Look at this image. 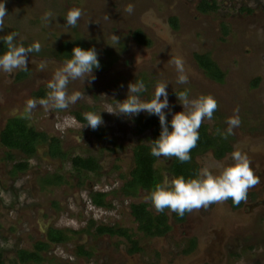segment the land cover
Masks as SVG:
<instances>
[{
  "label": "rangeland",
  "instance_id": "rangeland-1",
  "mask_svg": "<svg viewBox=\"0 0 264 264\" xmlns=\"http://www.w3.org/2000/svg\"><path fill=\"white\" fill-rule=\"evenodd\" d=\"M199 0H3L9 13L0 41L16 33L15 42L25 47L34 42L39 53L29 55L28 69L14 74L0 71V128L8 117H24L34 129L60 141L63 158H50L40 144L26 158L19 151L0 145V249L1 264H264V0H208L214 9H198ZM131 5L133 12L125 9ZM70 8H79L75 27L66 24ZM51 13L50 19H45ZM140 30L146 44L137 43L134 30ZM119 42L113 41V36ZM61 41H79L94 48L101 60L93 69L95 80L70 81L68 93L81 98L66 109L45 108L39 104L47 96L46 82L62 60L52 52ZM207 57L220 70L210 77L194 57ZM47 61L41 71L31 63ZM180 57L188 76L178 84V73L169 61ZM143 81L151 98L154 88L167 82L169 109L165 116L182 111L175 92L187 90L189 98L210 94L218 102L211 120L202 124L212 136L230 145V151L215 158L210 150L195 156L199 170L217 162L232 163L231 152L239 148L251 161L260 183L248 191L247 202L237 209L227 201L188 212L182 222L173 221L165 210L167 231L160 236L144 233L130 214L129 205L138 202L156 214L145 199L144 190L125 191L132 167V148L149 131L136 133L132 119L105 110L115 107L128 93L130 82ZM43 96L38 97L36 92ZM37 105L25 115L26 102ZM163 99V97L161 98ZM117 100V101H116ZM240 125L227 139L229 117L237 114ZM99 113L103 124L98 137L75 114ZM143 113V112H140ZM84 124V126H82ZM82 126V127H81ZM80 137V139H79ZM10 155L11 157H7ZM95 158L96 171H74L70 157ZM26 167L13 174L16 162ZM162 158L155 162L161 166ZM97 200V201H96ZM98 225L120 233H97ZM47 228L58 229L68 238L50 244L42 261L21 262L20 250H32L35 241L45 240ZM137 251L131 252V242ZM191 241L194 246L186 252ZM82 247L89 255L76 253Z\"/></svg>",
  "mask_w": 264,
  "mask_h": 264
},
{
  "label": "clouds",
  "instance_id": "clouds-1",
  "mask_svg": "<svg viewBox=\"0 0 264 264\" xmlns=\"http://www.w3.org/2000/svg\"><path fill=\"white\" fill-rule=\"evenodd\" d=\"M133 10L131 5L125 9L128 13H132ZM8 14L3 0H0V30L5 27V17ZM81 15L79 8H70L65 17L66 24L69 27H75ZM50 18L51 13H48L45 19ZM15 37L16 33H9L3 37L6 50L0 53V71L9 76L17 70L26 71L29 63L28 54L41 51L38 42L25 47L22 43H16ZM119 40L118 36H113L114 42H119ZM31 63L36 64L37 68L43 71L48 62L37 63L36 58L33 57ZM169 63L174 65L178 73L177 83L186 84L188 76L185 72L183 59L172 57ZM94 68H100L96 50L74 46L71 56L65 59L47 80L48 93L46 98L39 100V104L45 108L51 105L55 109H66L70 104H75L81 98V93L73 92L70 95L67 91L69 82L80 81L83 83L86 78L94 81L96 78L93 73ZM146 91L147 88L143 81L130 82L126 98L123 101L116 100V106L105 111L113 115L123 114L127 117L138 115L140 112L158 116L160 133L148 145L151 155L165 159L175 157L181 163L189 162L191 160L190 153L197 146L200 138L199 128L205 119L213 118L214 112L218 109L217 100L210 94H200L190 99L187 90L175 92L183 110L172 113L169 122L164 111L165 109L170 110L167 82L157 84L151 98L142 99L138 94ZM162 97L163 99H161ZM36 105V100L29 99L26 102L25 115H29ZM236 112L237 114L228 118L229 127L226 132H220L217 129V133L225 139L232 134L235 127L240 125L238 110ZM99 113L92 111L83 113L87 126L93 130L103 124ZM169 123L171 130L168 127ZM230 159L232 163L217 162L215 172L212 171L211 166L202 167L193 178L186 179L182 175L164 174L162 181L156 183L147 192L145 199L157 212L169 209L180 216H183L185 212L191 213L200 208H207L211 204L225 203L229 199L236 206H239L241 202L246 203L248 191L259 184L260 179L253 171L248 155L239 148L231 152Z\"/></svg>",
  "mask_w": 264,
  "mask_h": 264
},
{
  "label": "trees",
  "instance_id": "trees-1",
  "mask_svg": "<svg viewBox=\"0 0 264 264\" xmlns=\"http://www.w3.org/2000/svg\"><path fill=\"white\" fill-rule=\"evenodd\" d=\"M198 9H214V3L208 0H199L197 3ZM201 11V10H200ZM201 11V12H202ZM133 39L139 44H146L147 42L143 41V35L140 30L136 29L132 34ZM74 46H79L85 49H88V46L79 41H61L52 52L53 57L64 61L69 58L72 53V48ZM6 50V45L4 42L0 41V53ZM197 62L201 67L206 71L207 75L210 77H217L221 75L220 70L210 61L207 57L205 60L201 55L195 54ZM100 66L102 65L101 60H99ZM36 96L42 97L43 94L41 91L35 93ZM75 118L79 121H85L84 117L79 114L74 115ZM166 119L170 122V119L166 116ZM133 129L136 133H143L149 131V135L146 137L148 140L147 143L143 141L137 143L132 148V167L129 170V178L125 181V191L132 193L137 192L138 190H144L145 193L151 190L154 185L158 182H161L163 179V172H167L171 176L182 175L186 179L193 178L197 175L199 167L195 161V156L210 150L212 155L215 158L222 157L225 153L230 151V145L220 139L217 136H212L207 132L204 124H201L199 128V140L197 146L192 149L190 155L191 160L186 163H181L177 158L172 157L165 159L162 158L161 166H156L155 162L158 157L151 155L149 144L151 140H155L160 133V123L159 117L154 114H148L146 112L139 113L133 119ZM169 129L171 130L170 123L168 124ZM98 137L102 136L100 131L94 130ZM43 144L45 146V152L50 158H63L65 156L64 151L61 149L60 141L55 136L47 135L42 131L34 129L27 120L18 115L8 117L3 126L0 128V145L5 147L7 150H16L19 151L26 158H30L34 155L37 147ZM7 157H11L7 155ZM70 165L72 170L80 171H96L99 166L95 158L86 156L74 155L70 157ZM26 167L25 160L22 162H16L12 165L10 172H18L23 170ZM97 201V200H96ZM229 206L233 209L238 208L242 205V202L239 206L233 204L232 200L227 201ZM147 204L144 202L133 203L129 205L130 214L133 219L136 221L137 226L146 234L150 236H160L163 235L167 229L168 225L164 223L163 216L165 215V210L163 212H157L154 214L152 211L146 208ZM187 212H185L186 214ZM185 214L183 216L178 215L175 212L170 211V215L175 222H182L184 220ZM97 233H120L123 235V232L119 230H114L111 227L98 225L94 228ZM45 240L35 241L32 244V250H20L17 252V256L21 262L33 261L35 263L41 262L43 256L41 253L50 246V244H57L64 242L68 237L63 234L61 230L47 228L45 234ZM129 242H131L130 251L134 252L139 249L136 246V242L128 236H126ZM194 246V242L191 241L190 247L186 249L188 252ZM76 253L78 255L87 256L89 253L86 250H83L82 247H77ZM2 263V253L0 249V264Z\"/></svg>",
  "mask_w": 264,
  "mask_h": 264
},
{
  "label": "flooded vegetation",
  "instance_id": "flooded-vegetation-1",
  "mask_svg": "<svg viewBox=\"0 0 264 264\" xmlns=\"http://www.w3.org/2000/svg\"><path fill=\"white\" fill-rule=\"evenodd\" d=\"M136 144H137V143H136ZM136 144H135V145H136ZM158 158H163V157H158ZM164 174H168V173L164 171V172H163V175H164ZM248 196H249V194H247V198H248ZM244 203H245V202H242V205H243ZM228 205H229V204H228ZM242 205H241V206H242ZM241 206H240V207H241ZM229 207H230V206H229ZM230 208H231V207H230ZM238 208H239V207H238ZM232 209H233V208H232ZM235 209H237V208H235ZM187 214H188V212L185 214V217L187 216ZM185 217H184V220H185ZM184 220H183V221H184Z\"/></svg>",
  "mask_w": 264,
  "mask_h": 264
}]
</instances>
